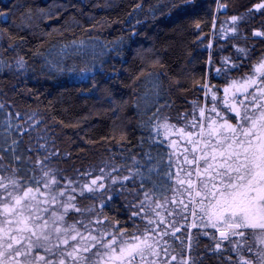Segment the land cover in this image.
<instances>
[{
	"label": "trees",
	"instance_id": "obj_1",
	"mask_svg": "<svg viewBox=\"0 0 264 264\" xmlns=\"http://www.w3.org/2000/svg\"><path fill=\"white\" fill-rule=\"evenodd\" d=\"M260 2L0 0V13L4 14L0 15V104L4 105L0 108V155L8 158L0 164L12 163L10 152L5 151V137L8 145L12 138L19 139L20 148L34 161L37 153L27 149L36 147L38 132L44 134L46 129L50 150L54 139L61 154L52 160V166L73 178L76 169L100 175L101 167L112 176L129 175L131 158L145 162L146 151L153 157L146 163L163 157L161 173L169 170L171 138L156 137L149 118L159 108L161 121L167 117L177 127L190 128L193 115L199 120L201 107L206 116L215 117L210 111L214 93L221 115H232L223 105L221 85L226 79L250 73L252 64L264 56V39L252 35L256 29L264 31V14L248 12ZM224 15L244 17L237 24V33H220L216 21ZM237 47L248 50L247 58ZM20 57L26 61L23 69L16 63ZM224 58L229 62L222 63ZM204 84L207 89L201 87ZM16 113H20L19 119ZM30 116L32 120H28ZM35 121H40L37 130H26ZM16 125H21L19 131ZM14 166L19 167L20 162L15 161ZM113 167L118 171L112 172ZM170 171L174 176V160ZM160 179L173 184L166 176ZM104 183L106 189L96 196L78 198L80 205H95L96 212L131 228L127 205L132 196L127 189L134 185L119 180L113 184L110 178ZM167 195L171 199L173 193L169 190ZM185 215L186 220L175 217V226L181 229L177 237L184 233L191 237L195 264H230L229 256L231 264H238L230 243L216 249L213 233L201 226L199 216L195 218L197 227H192L191 205ZM77 218L75 213L68 217L70 221ZM137 223L143 226L142 221ZM164 239L170 245L169 253L179 247L172 235ZM241 252L253 258L246 249Z\"/></svg>",
	"mask_w": 264,
	"mask_h": 264
},
{
	"label": "snow or ice",
	"instance_id": "obj_2",
	"mask_svg": "<svg viewBox=\"0 0 264 264\" xmlns=\"http://www.w3.org/2000/svg\"><path fill=\"white\" fill-rule=\"evenodd\" d=\"M254 11L264 14V0L248 9L250 14ZM243 19L232 16L233 26L229 31L237 33V24ZM252 35L264 37V31L254 30ZM8 38L12 39L10 35ZM236 51L247 58L246 48L237 47ZM228 62L229 58L222 61ZM16 63L19 69L25 68L23 57ZM85 71L88 69H81ZM216 71L219 73L220 69ZM201 87L207 89L208 85ZM223 93V105L232 115H221L214 93L210 111L215 117L206 116V109L199 108V120L193 115L190 123L192 130L169 123L167 117L161 121L159 108L149 118L156 137L179 138L170 140L173 151L168 154L169 170L163 173L160 170L163 157L146 163L153 161L151 153L146 151L145 162L135 156L131 158L133 167L128 168L129 175L112 176L101 167L100 175L76 169L73 178L52 166V160L61 154L54 139L50 150L46 129L42 130L44 134L38 132L36 147L29 145L27 149L37 153L34 161L20 148L19 139L12 138L8 145L5 137V151L10 152L12 163L0 164L3 172L0 174V264H172L177 260L175 255L171 260L161 259L162 254L169 255L170 245L164 238L175 237L181 230L175 226V217L180 215L186 220L189 205L192 227H197L195 218L199 216L202 227L215 229L221 241H229L239 258L238 264H264V56L252 64L250 73L231 80ZM195 108L194 102V111ZM16 118H20V113H16ZM39 124L40 121L28 124L26 130H37ZM15 127L21 129V125ZM180 141L184 142L182 149L178 147ZM173 155L176 156L174 176L170 171ZM5 159L8 158L0 155V161ZM15 161L20 162L19 167L14 166ZM111 171L117 172L118 168ZM161 176L173 184L169 185ZM106 178L113 184L119 180L134 185L127 189L132 196L127 205L131 228L96 212L95 205H80L78 198L87 199L89 194L106 189ZM169 190L173 193L171 199L167 195ZM185 195L188 203L184 202ZM178 196L181 198L177 199ZM100 207L103 209L104 202ZM70 213L78 218L70 221ZM215 247L219 250L221 244ZM241 249H246L253 258L245 257ZM227 259L231 264V257ZM178 264H189V260L181 259Z\"/></svg>",
	"mask_w": 264,
	"mask_h": 264
},
{
	"label": "rangeland",
	"instance_id": "obj_3",
	"mask_svg": "<svg viewBox=\"0 0 264 264\" xmlns=\"http://www.w3.org/2000/svg\"><path fill=\"white\" fill-rule=\"evenodd\" d=\"M222 12H223V7H222ZM225 12H226V9H225ZM225 12H224V14H225ZM231 17L232 16L224 15V16L218 18V20L216 21V24L218 25V28L220 27V29H222V28L224 29V31H222L220 33H223L224 32L225 34L228 35L231 32V31H229V29L233 26L232 25V22L230 20ZM256 30H259V29H256ZM239 34L241 35V32ZM224 37H226V35ZM262 38L264 39V37H262ZM242 77H244V76H242ZM220 78L221 77H219L218 79H220ZM226 80L227 81L224 80L225 81V84L221 85L222 88H224L231 80H234V79H229V80L226 79ZM223 97H224V95H223ZM217 110H218V108H217ZM186 130H192V129L191 128H186ZM170 138H171V140L172 139H179L175 135L171 136ZM183 146H184V142L183 141H180L178 147L182 149ZM181 159H182V157H181ZM173 160H174V162H176V156L175 155H173ZM176 187H178V186H176ZM181 191H183V189H181ZM97 192H101V190H99ZM90 195L96 196L97 193L95 192L94 194H90ZM184 197H185V201L184 202L186 203L188 201V198H187L186 195ZM180 198L181 197H179V196L177 197V199H180ZM177 235L178 234H175V237H173V238L175 239V241L179 242V247H176L177 249H174L172 252H170L167 257H164L163 254H162L161 255V259L171 260V256L172 255H175L177 257V260L176 261H172V264H178V262L181 259H187V260H189V264L193 263V261L195 262V252H194V250L192 251L193 245H192V242L189 241V237H188L189 235L186 236V234L184 233L183 236L178 237L179 239H176ZM190 243H191V248L189 249V244ZM216 243H220L221 244V242H219V241H217ZM223 245L224 244H221V246H223Z\"/></svg>",
	"mask_w": 264,
	"mask_h": 264
},
{
	"label": "flooded vegetation",
	"instance_id": "obj_4",
	"mask_svg": "<svg viewBox=\"0 0 264 264\" xmlns=\"http://www.w3.org/2000/svg\"><path fill=\"white\" fill-rule=\"evenodd\" d=\"M209 229H210V231L213 233V235H214V237H215V239H216V242L217 241H219V242H221V244H227V243H229V241H221L219 238H218V232H216V230L215 229H213V228H211V227H208ZM233 239V238H232Z\"/></svg>",
	"mask_w": 264,
	"mask_h": 264
},
{
	"label": "water",
	"instance_id": "obj_5",
	"mask_svg": "<svg viewBox=\"0 0 264 264\" xmlns=\"http://www.w3.org/2000/svg\"><path fill=\"white\" fill-rule=\"evenodd\" d=\"M223 12H225V7H223ZM180 232H181V230L179 232H176V234H178ZM218 238L220 239L219 234H218Z\"/></svg>",
	"mask_w": 264,
	"mask_h": 264
}]
</instances>
